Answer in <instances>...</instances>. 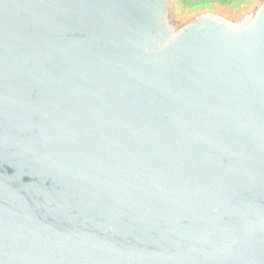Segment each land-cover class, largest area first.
I'll list each match as a JSON object with an SVG mask.
<instances>
[{
  "label": "water",
  "instance_id": "water-1",
  "mask_svg": "<svg viewBox=\"0 0 264 264\" xmlns=\"http://www.w3.org/2000/svg\"><path fill=\"white\" fill-rule=\"evenodd\" d=\"M0 264H264V0H0Z\"/></svg>",
  "mask_w": 264,
  "mask_h": 264
},
{
  "label": "rangeland",
  "instance_id": "rangeland-1",
  "mask_svg": "<svg viewBox=\"0 0 264 264\" xmlns=\"http://www.w3.org/2000/svg\"><path fill=\"white\" fill-rule=\"evenodd\" d=\"M238 1H241V0H181V2L187 6L199 4L203 2L229 4V3H234Z\"/></svg>",
  "mask_w": 264,
  "mask_h": 264
}]
</instances>
